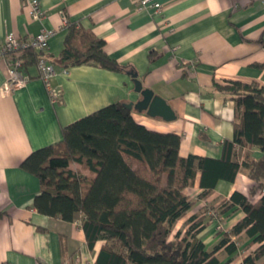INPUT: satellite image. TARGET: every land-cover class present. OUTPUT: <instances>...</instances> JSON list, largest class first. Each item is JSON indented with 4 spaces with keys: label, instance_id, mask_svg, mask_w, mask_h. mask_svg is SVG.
<instances>
[{
    "label": "crops",
    "instance_id": "1",
    "mask_svg": "<svg viewBox=\"0 0 264 264\" xmlns=\"http://www.w3.org/2000/svg\"><path fill=\"white\" fill-rule=\"evenodd\" d=\"M30 1L0 0V47L9 33L28 41L42 30L54 31L47 54L56 76L51 93L37 66H30V80L7 93V65L0 60V264H95L104 242L89 250L81 214L70 223L39 213L34 200L41 183L23 169V161L61 142L63 128L73 122L112 103L139 102L128 70L168 107L154 116L133 109L138 123L179 135L182 157L221 158L223 143L234 138L237 109L214 85H264V0H155L159 11H138L132 0H38L44 12L40 19L31 15ZM72 26L103 40L107 54L126 70L59 64ZM246 153L255 160L264 156L258 147H240L236 159L242 163ZM254 183L243 167L234 182L221 180L201 198L197 178L185 190L194 205L177 221L171 239L181 231L178 223L188 228L196 216L206 224L199 238L212 249L244 217L238 207L224 212L222 206L235 191L248 195ZM220 219L223 232L214 229ZM231 239L237 251L217 255L222 262L232 258V264H243L256 245L240 236Z\"/></svg>",
    "mask_w": 264,
    "mask_h": 264
},
{
    "label": "trees",
    "instance_id": "2",
    "mask_svg": "<svg viewBox=\"0 0 264 264\" xmlns=\"http://www.w3.org/2000/svg\"><path fill=\"white\" fill-rule=\"evenodd\" d=\"M41 58L54 63L47 52L23 51V72ZM57 62L66 68H127L107 54L103 40L74 26ZM214 86L237 109L234 138L223 143L221 158L182 157L179 135L150 130L133 118L125 103H112L64 127L61 142L23 161V169L41 183L35 209L70 223L81 214L89 250L104 242L95 264H232V258L222 262L217 255L237 251L231 236L256 245L243 264H264V156L255 160L246 153L242 163L236 159L240 147H258L264 154V85L227 81ZM73 164L90 175L72 169ZM243 167L255 183L248 195L235 191L222 206L224 212L238 207L244 217L219 243L207 248L199 238L206 224L196 216L184 232L170 238L177 221L194 205L185 190L197 178L203 198L219 181L234 182Z\"/></svg>",
    "mask_w": 264,
    "mask_h": 264
},
{
    "label": "built area",
    "instance_id": "3",
    "mask_svg": "<svg viewBox=\"0 0 264 264\" xmlns=\"http://www.w3.org/2000/svg\"><path fill=\"white\" fill-rule=\"evenodd\" d=\"M138 11H146L149 8H154L159 11L161 4L155 0H132ZM31 15L35 19H40L44 16L43 10L40 8L38 0H31ZM55 34L52 30H42L36 36L28 41H20V39L13 33L6 36L5 43L0 47V60L7 65L8 79L4 86V91L9 93L13 90L23 87L30 77L22 70L23 59L22 53L26 49H33L36 52H47L49 49L50 39ZM37 68L41 80L46 84L49 91L52 93L51 82L56 76V70L53 64L45 59H39ZM64 73H67L65 70ZM219 229H223L221 224Z\"/></svg>",
    "mask_w": 264,
    "mask_h": 264
},
{
    "label": "water",
    "instance_id": "4",
    "mask_svg": "<svg viewBox=\"0 0 264 264\" xmlns=\"http://www.w3.org/2000/svg\"><path fill=\"white\" fill-rule=\"evenodd\" d=\"M134 86L135 91L141 95V100L139 102L125 104L129 110H138L140 112L147 111L149 115L162 114L164 109H168L164 101H161L157 96H155L154 92L151 90L143 89L142 82L138 79L137 73H129Z\"/></svg>",
    "mask_w": 264,
    "mask_h": 264
},
{
    "label": "rangeland",
    "instance_id": "5",
    "mask_svg": "<svg viewBox=\"0 0 264 264\" xmlns=\"http://www.w3.org/2000/svg\"><path fill=\"white\" fill-rule=\"evenodd\" d=\"M72 168L75 170V169H77V167H76V165H74L73 164V166H72ZM217 211H220V208L217 210ZM216 211V212H217ZM219 224H221L222 226H223V229H219L218 228V225ZM225 223H224V220H219V222L217 223V225L214 227V229H216L217 231H219V232H223L224 230H225ZM177 228V227H176ZM178 228H180L181 229V231H183V230H186L187 228H186V226H185V224L184 223H182V222H180V223H178ZM179 229V230H180ZM170 238H172L171 236H170ZM240 242V241H239Z\"/></svg>",
    "mask_w": 264,
    "mask_h": 264
}]
</instances>
